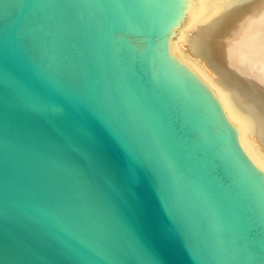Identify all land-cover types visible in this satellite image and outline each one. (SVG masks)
<instances>
[{"label":"water","instance_id":"obj_1","mask_svg":"<svg viewBox=\"0 0 264 264\" xmlns=\"http://www.w3.org/2000/svg\"><path fill=\"white\" fill-rule=\"evenodd\" d=\"M202 0H0V264H264V171L175 51Z\"/></svg>","mask_w":264,"mask_h":264},{"label":"bare ground","instance_id":"obj_2","mask_svg":"<svg viewBox=\"0 0 264 264\" xmlns=\"http://www.w3.org/2000/svg\"><path fill=\"white\" fill-rule=\"evenodd\" d=\"M175 51L219 97L245 153L264 171V0H202Z\"/></svg>","mask_w":264,"mask_h":264},{"label":"rangeland","instance_id":"obj_3","mask_svg":"<svg viewBox=\"0 0 264 264\" xmlns=\"http://www.w3.org/2000/svg\"><path fill=\"white\" fill-rule=\"evenodd\" d=\"M238 102H239V104H241V107L243 108V109H246V106L242 103V101H240V100H238ZM250 112V111H249Z\"/></svg>","mask_w":264,"mask_h":264}]
</instances>
